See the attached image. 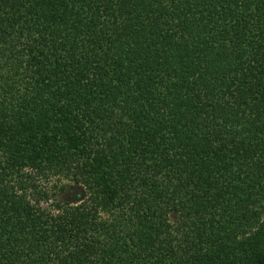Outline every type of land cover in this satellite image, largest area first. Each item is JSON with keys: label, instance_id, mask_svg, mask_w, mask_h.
Listing matches in <instances>:
<instances>
[{"label": "trees", "instance_id": "obj_1", "mask_svg": "<svg viewBox=\"0 0 264 264\" xmlns=\"http://www.w3.org/2000/svg\"><path fill=\"white\" fill-rule=\"evenodd\" d=\"M0 264H264V0H0Z\"/></svg>", "mask_w": 264, "mask_h": 264}, {"label": "rangeland", "instance_id": "obj_2", "mask_svg": "<svg viewBox=\"0 0 264 264\" xmlns=\"http://www.w3.org/2000/svg\"><path fill=\"white\" fill-rule=\"evenodd\" d=\"M54 183H46L47 186L51 187V190L54 193V197L68 202L77 201L79 196L82 194V189L79 186H75L72 183L68 182H56V186L52 187Z\"/></svg>", "mask_w": 264, "mask_h": 264}]
</instances>
